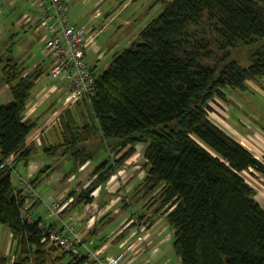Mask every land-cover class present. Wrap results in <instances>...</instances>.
Returning a JSON list of instances; mask_svg holds the SVG:
<instances>
[{
    "label": "trees",
    "instance_id": "1",
    "mask_svg": "<svg viewBox=\"0 0 264 264\" xmlns=\"http://www.w3.org/2000/svg\"><path fill=\"white\" fill-rule=\"evenodd\" d=\"M155 2L162 6L159 15L97 74L93 96L58 116L62 142L44 153L68 155L76 169L94 156L84 143L102 141L108 157L93 167V184L70 193L79 205L92 200L89 194L138 144H147L134 197L145 200L150 212L134 213L135 221L143 225L152 214L165 215L180 264H264V210L242 175L249 169L264 172V159L208 118L214 98L264 79V46L250 52L247 66L232 57L233 50L252 48L264 38V0ZM1 70L11 101L0 105V165L12 156L15 167L34 151L26 144L34 123L23 115L41 71L23 76L24 68L12 59ZM10 175L0 167V225L11 236L12 250L0 256V264H84V255L69 257L63 250L56 255L57 248L41 242L46 231L38 219H25V196Z\"/></svg>",
    "mask_w": 264,
    "mask_h": 264
},
{
    "label": "crops",
    "instance_id": "2",
    "mask_svg": "<svg viewBox=\"0 0 264 264\" xmlns=\"http://www.w3.org/2000/svg\"><path fill=\"white\" fill-rule=\"evenodd\" d=\"M6 1H8V6H16L17 8H20V11L15 14V19L12 21L11 29L16 27L21 29L22 32H31L35 36H40L42 30L35 32L32 30V28H26V24H24L25 15L30 17L39 16L40 8L37 6L36 1L19 0L13 3L11 0ZM1 15L4 14L0 9V16ZM6 17H8V14H5V17H0V56L2 60V62H0V105H5L11 101L9 87L6 83H4L1 73V68L5 65L6 60L12 59V61L24 68L25 73L33 70L41 71V75H39L34 81L32 89H35L32 93V89L30 91V96L25 105V111L23 115L24 120L34 123V128L26 139L28 140L26 144L33 146L34 151L28 162L26 164H17L14 167V172L10 175L11 182L16 190L21 191L24 195L32 194L31 197L25 201V215H29L35 220H43L53 228H58L61 221L72 225L75 233L81 238V245L79 246L81 255H84L86 248L98 249L107 255H113L120 251L124 252L128 245L134 244L132 249L125 251L124 258L120 264H180V259L174 253L172 248L173 231L167 224L165 215L152 214L149 216V221L143 225H140L141 222L138 223L135 221V217H132V214L134 213L137 215L149 214L150 209L144 207L145 200L137 202L134 201L133 203L137 204V207L136 211L132 212L128 208L130 205H125L124 202L123 204L121 202V198L119 197H116L119 202H116L117 200L107 201L105 197L109 190L106 189L103 191L102 188H100V194L98 198H96V200L92 199V201L95 204L97 203L96 205L100 207L99 213L95 214L96 219L94 218L95 221H93L92 225H90L92 222H87L83 212L82 203L79 205L75 204V206L72 207L68 212L65 211L60 215L57 214L58 217L49 213V209L45 202L53 200L58 194L63 195V193L68 188L66 185H68V183H72L71 178L72 176L74 178L75 175L67 178V183L61 182L62 178L60 179L58 176L54 177L53 180L57 183V185L52 191L53 193L50 194L46 199H43L44 194L38 192L37 186L42 184L41 181L44 176L41 175V177H36V175L45 166H49L47 172L50 173L52 167L50 165H46L44 160L41 158H33V154L37 148L38 150H42L44 153L45 147L56 145L61 142L60 140L62 137L60 131L58 132L57 130V136L55 133L54 136L47 134L51 129V125L53 126L54 123L50 126L48 125L49 127H47V125L44 123L53 121L55 116L58 114L59 104L64 96V84L61 81H54L49 78V62H46V60L43 58L44 55L39 60L35 58L33 52L28 51L30 48V41L27 37H25V39L23 38L21 41H18L16 45L13 44L15 43L13 40L14 34H16L14 33L15 31L11 32L9 29H3L2 27L3 19ZM39 41H41L40 38L38 42ZM25 49H27V53L23 54L22 51ZM42 50L43 46L41 47V53ZM15 51L18 53V56ZM12 52H15V56L17 57L10 55ZM44 74H46L48 77V80L46 81H42ZM36 84L37 87H35ZM75 106L76 104L70 106L68 109H72ZM244 125H246V129L249 128V131L251 132H242L237 127L235 130L232 128L235 135H230L224 130L223 127L222 129L220 126H216L226 132L242 146H244L256 159L261 161L264 159V128H254L253 126H248L247 124ZM39 127H41V130L38 134L39 136H37L38 138L31 140V133ZM89 163H91V161H86L84 164L80 165L82 168L80 169L79 167L78 171L80 172V170L85 168ZM128 164L129 162H125L122 166V169L117 171V179L113 182V184L115 183L116 186H118V182L122 178L121 173L124 175L126 174L124 169ZM246 172L249 173L251 184L245 178L244 179L254 190V199L264 210V172L260 173L251 169ZM143 174L144 172H142V174L140 172V176L138 177L139 180ZM13 175L15 176L14 180L12 179ZM131 176L132 175H130L129 178ZM125 179H128V176ZM136 180L137 179L132 181V186L137 185L139 180L138 182H136ZM113 184L111 188H114ZM133 188H135V186ZM51 203H60V201L55 200ZM81 205L82 208L80 207ZM128 219L129 222L127 223L126 221ZM10 250L11 236L8 232L7 247H4L0 256L7 255L8 251L10 252Z\"/></svg>",
    "mask_w": 264,
    "mask_h": 264
},
{
    "label": "rangeland",
    "instance_id": "3",
    "mask_svg": "<svg viewBox=\"0 0 264 264\" xmlns=\"http://www.w3.org/2000/svg\"><path fill=\"white\" fill-rule=\"evenodd\" d=\"M0 9L4 14L0 17H5V14H8V17L3 19V29L6 28L11 32L15 31L14 33H16L14 34L13 40L15 41V43L13 44L16 45L18 41H21L23 38L25 39V37H27L30 41V48L28 51L33 52L35 58L40 60L43 54L41 53L42 41L38 42L39 35L35 36L31 32H22L21 29H18L16 27H14L15 30L11 29L12 21H14L15 19V14L20 11V8H17L16 6H8V1L0 0ZM161 9V4L155 2V0H70L67 4V13L71 22L79 27H82L88 39H90L98 47V51H91V53L87 54L88 64L91 66L94 72H101V69L105 68L116 54L129 47L131 43L135 42L137 40L136 37L139 31L149 21L157 17L161 12ZM96 11L100 12L99 16H93ZM261 46H264V38L252 48L233 50L232 57L236 59L242 66H247L250 63V52ZM15 52H12L10 55L17 57L18 53L16 52L17 56H15ZM22 53L26 54L27 49L23 50ZM43 58L46 60V62H49L48 58H46L45 56H43ZM42 79V81L48 80L47 75L44 74ZM35 87H37V84L35 85ZM34 89H32L31 93L34 91ZM208 118L212 123L220 126L221 128L223 127L224 130L230 135H235L233 129L235 130L237 127L242 132H251L249 131V128L246 129L247 126L244 124L253 126L254 128H264V79H256L250 82L248 81L245 90L227 89L225 91L224 98H214V101L210 103ZM55 123H57L56 120L54 122L49 121L44 123L47 125V127L53 124V126L51 125L50 131L47 133L50 136H54V133L57 136V130L58 132L60 131L59 125ZM238 124L241 126H239ZM40 130L41 127L36 128L33 131L36 134L35 139L38 138L37 136H39L38 134L40 133ZM60 141L62 142V139ZM84 144L85 145L83 148L87 151L94 152V156L91 160V163L80 170V172L78 171V168L80 167L81 169L82 166L79 165L75 169L73 166V161L70 160L68 155L63 156L58 153L53 156H46L43 151L38 150V148L33 154V158H41L42 160H44V163L46 165H50L52 167L50 173L47 172L43 174L44 177L41 181L42 184L37 186L38 192L44 194L43 199H46L50 194L53 193L52 191L57 185V183L53 180L54 177L58 176L60 179L62 178L61 182L67 183V178L75 175L74 178L73 176L71 178L72 183H68V185H66L68 186V188L63 193V195L58 194L57 197H55L53 200L48 201L49 203H51L52 201L59 200L60 203L56 207H50L49 203L45 202L51 215H55L56 217H58V215L62 214V212H68L72 207L75 206L74 197L71 196L70 193L72 191L78 193L87 188H90L93 184L94 179L92 175L93 167L98 162L108 157L107 149L99 139L90 140L85 142ZM146 145L147 144L142 143L138 144L135 147L136 152L131 156V159L128 158L125 160V162H129V164L126 167L127 169H124V172H126V174L124 175L121 173L122 178L118 182V186H116L115 183L113 184V182L117 179V171L122 169V167L115 171L109 177V179L105 183L106 185L102 184L101 186L96 187L92 191V193H90L93 195L90 196L89 194V197L96 200V198H98L100 194V188H102L103 191L107 189L109 190L105 197L107 201L117 200L116 202H119V200L116 199V197H119L121 198L122 203L124 202L125 205H130L128 206L129 210H131L132 212L136 211L137 204L133 203L136 199V195L134 197L135 190L133 187L136 185L132 186V181L137 179L136 182H138L140 172L141 174L143 172L142 168L145 164L143 150L145 149ZM13 172L14 167H12V171L10 172V174H12ZM130 175L132 176L129 178ZM242 175L251 184L249 173L243 172ZM125 176H128V179H125ZM142 177H140L138 183L141 182ZM12 179H15L14 175L12 176ZM112 184L114 185V188H111ZM31 195L32 194L24 195L25 201L26 199L30 198ZM68 199H70V202L64 207H61V204L66 202ZM90 203H93V201L91 200ZM82 204L84 212L85 203ZM96 204L94 207L95 213H99L100 207ZM80 207L82 208V205ZM51 209L52 212H50ZM132 217L135 216L132 214ZM62 222L63 221H61L60 223ZM126 222L128 223L129 219ZM92 224L93 221L90 225ZM7 240L8 230L5 226L0 225V254L3 252L4 247H7ZM79 240L81 242L80 237ZM46 244L48 246L50 245L49 243ZM60 253H62V250L58 249L56 255H59ZM11 254L12 250H10V252L8 251L7 255L10 256ZM68 256L71 257L69 254Z\"/></svg>",
    "mask_w": 264,
    "mask_h": 264
},
{
    "label": "built area",
    "instance_id": "4",
    "mask_svg": "<svg viewBox=\"0 0 264 264\" xmlns=\"http://www.w3.org/2000/svg\"><path fill=\"white\" fill-rule=\"evenodd\" d=\"M15 1L19 0H11L12 3ZM34 1L40 8V14L37 17L25 15V27L32 28L35 32L42 30L39 38L42 41V53L50 61L48 75L51 80L61 81L64 84V96L59 104V112L54 118L56 120L57 116L71 105L93 96L96 74L88 64L87 54L91 51H98V47L88 39L82 27L75 25L69 19L67 4L70 0ZM99 15L100 12L96 11L93 16ZM34 138L35 132H32L31 139ZM11 160L12 156L5 160L0 167H5L11 172L13 167ZM69 202L70 199L62 203L61 207ZM58 204L50 203V207H56ZM94 207V202L84 204L85 217L88 223L94 221L96 214ZM24 217L28 222L32 221L29 215ZM38 227L46 231L41 242L49 243L50 246L61 249L70 256H80L79 246L81 242L73 226L62 222L58 228H53L45 221H39ZM133 246L134 244L128 245L124 252L120 251L113 255H107L98 249L86 248L84 264H120L125 251L132 249Z\"/></svg>",
    "mask_w": 264,
    "mask_h": 264
},
{
    "label": "bare ground",
    "instance_id": "5",
    "mask_svg": "<svg viewBox=\"0 0 264 264\" xmlns=\"http://www.w3.org/2000/svg\"><path fill=\"white\" fill-rule=\"evenodd\" d=\"M69 19H70V18H69ZM48 61H49V59H48ZM49 65H50V61H49ZM48 70H49V69H48ZM98 73H99V71H98V72H95L96 76H97ZM23 74L26 75L27 73L23 72ZM23 74H22V75H23ZM25 75H23V76H25ZM48 76H49V75H48ZM49 78H50V77H49ZM59 115H60V114H59ZM59 115H58V116H59ZM58 116H57V118H58ZM56 120H57V119H56ZM53 121H55V120H53ZM56 122H57V121H56ZM56 124H57V123H56ZM31 140H32V139H31Z\"/></svg>",
    "mask_w": 264,
    "mask_h": 264
}]
</instances>
